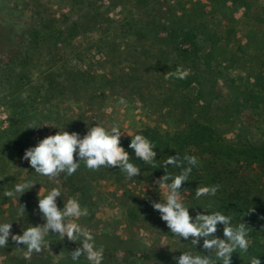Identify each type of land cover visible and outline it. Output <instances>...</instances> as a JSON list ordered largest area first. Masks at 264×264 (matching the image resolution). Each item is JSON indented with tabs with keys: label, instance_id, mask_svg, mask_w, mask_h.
Wrapping results in <instances>:
<instances>
[{
	"label": "trees",
	"instance_id": "obj_1",
	"mask_svg": "<svg viewBox=\"0 0 264 264\" xmlns=\"http://www.w3.org/2000/svg\"><path fill=\"white\" fill-rule=\"evenodd\" d=\"M42 1L64 12L50 13ZM222 1L27 0L32 26L23 33L19 59L0 65V88L7 92L9 110L0 146L16 149L21 157L34 145L33 137L42 134L29 127L31 122L48 126L45 137L55 134L52 127L82 136L96 123L105 126L110 119L106 108H137L157 124L122 134L130 157L134 153L128 144L135 134L152 141L160 164L179 154L187 167L185 154L195 155L198 166L182 185V198L195 215L203 212L199 207L220 210L250 229L249 252L233 253L231 264H248L250 256H259L264 264V28L259 38L249 23L240 40L241 23L223 11V4L233 11L234 5L243 8L244 0ZM256 21L263 23L262 17ZM12 35L10 28H0L8 42ZM225 64L238 73L220 82ZM177 67L188 72L186 78L166 79ZM135 163L141 173L131 181L116 167L92 172L83 166L71 177L43 181L49 188L63 186L58 207L78 194L91 210L102 182L124 191L141 185L158 188L155 182L167 172H179ZM205 185H219L217 195L196 200L195 191ZM215 235L222 238V226ZM94 236L105 251L134 256L135 244L128 240ZM78 246L79 241L72 251ZM136 258L144 264L152 259L175 264L176 259L148 253Z\"/></svg>",
	"mask_w": 264,
	"mask_h": 264
},
{
	"label": "clouds",
	"instance_id": "obj_2",
	"mask_svg": "<svg viewBox=\"0 0 264 264\" xmlns=\"http://www.w3.org/2000/svg\"><path fill=\"white\" fill-rule=\"evenodd\" d=\"M187 75L186 70L177 67L174 72H168L165 78L182 80ZM120 103L124 101L121 100ZM29 127L39 130L48 126H37L35 122H31ZM52 128L57 129L55 134L39 139L25 149L21 157L33 170L31 173L27 171L30 175L22 177L3 193L4 197L19 201L22 195L39 185L37 208L43 223L35 226L28 224V227L23 228L22 234H13V223L19 222H0V248L7 247L11 238L16 245H23L17 248L23 249L24 257L30 259L34 252L40 253L50 246L49 237L58 236L62 240L67 238L71 242L79 241V246L70 254L71 264H80L81 260L86 261V264H103L104 248L97 246L92 231L80 223L82 218L89 216V209L81 204L79 195L69 196L63 202V207H58L57 198L62 196L63 186L57 184L42 188L38 179L46 177L52 180L62 174L71 177L83 166L92 172L116 167L131 181L141 173V168L135 163V160H139L152 167L159 165L164 169H168V166L179 169L176 174L167 172L155 182L163 191L164 199L152 203L153 209L160 214V219L172 234L171 241H191L192 247L187 251H180L175 264H231L233 253L246 255L249 252L250 229L244 223L234 224L232 216L225 215L220 210H205L202 207L199 208L203 212L190 215V209L195 211V208L182 198L181 187L189 180L193 168L198 166L195 155L185 154L184 160L189 165L187 167L183 166L179 154L169 156L160 164L156 160L157 152L152 141L142 134H135L128 144V148L134 153L130 157L121 144L122 132L118 123H112L109 127L96 123L95 126L88 127L82 136L78 132ZM218 191L219 185L200 186L195 191V199L215 197ZM24 214L23 205L14 213L17 218ZM218 225L223 229L222 238L215 235ZM198 246L200 251H197ZM248 264H261L259 256L248 257Z\"/></svg>",
	"mask_w": 264,
	"mask_h": 264
},
{
	"label": "rangeland",
	"instance_id": "obj_3",
	"mask_svg": "<svg viewBox=\"0 0 264 264\" xmlns=\"http://www.w3.org/2000/svg\"><path fill=\"white\" fill-rule=\"evenodd\" d=\"M26 2L27 0H0V28L8 27L13 31L12 42H8L0 36V65L19 59L18 50L24 36L23 33L32 26L31 14ZM42 2L45 5L43 9L49 10L50 13L64 12L63 8L48 5L47 1ZM249 6L252 8L248 9ZM223 11L228 15H233L234 19L241 23L238 27L242 30L237 34L240 40H243V32L247 30L249 23L253 24L251 29L255 36L261 37V30L264 28V0H244L243 8L240 9L238 5H234L233 11L228 10L225 3ZM248 13H251L252 17ZM259 17H262L263 23L260 21L257 23L256 20H259ZM254 26L260 30L256 32ZM222 68H220L222 75L220 82H223L226 76H235L238 73L236 70L226 68V64ZM7 101V92L0 88V134L9 126V110L5 106ZM105 112L110 118L106 119L105 127H109L112 123H118L122 134H129L146 125L157 124L153 116H145L140 113L139 109L131 106L118 105L114 106L113 110L106 108ZM41 131L42 134L33 137L34 144L48 133L46 127ZM0 149L2 150L0 151V222H19L13 223L11 232L22 234L23 228L28 227V224L35 226L43 223L37 208V193L40 186H34L33 189L22 195L19 201L4 197L3 193L7 189L12 188L13 184L19 182L22 177L30 175L27 171L31 173L33 170L26 161L21 160L23 155L17 156L16 149L5 150L1 146ZM43 178L38 179L42 188L46 187ZM94 195L97 205L94 209L89 210V216L82 218L80 223L89 228L93 235L118 236L128 240V245L135 244L133 257L120 252L104 250L103 264H144L142 260L136 258L142 256L143 253H148L151 256L167 254L178 258L181 254L180 251H187L192 247L191 241L182 240L183 244H181L179 240H170L173 238L172 234L167 229L165 222L160 219V214L152 207L154 201L159 202L160 199H164V193L159 187L156 188L153 185L130 186L124 191L117 189L111 182H102ZM20 204L25 207V214L23 217L17 218L14 213L17 208L21 207ZM190 215L195 216L191 210ZM48 239L50 242L48 248L40 253L34 252L30 259H26L23 254L24 250L17 248L23 247V245H16L9 238V245L0 248V264H71L70 254L75 242L68 241L67 238L62 240L58 236ZM200 250L201 248L198 246L197 251ZM80 264H86V261L81 260ZM146 264L163 263L152 259Z\"/></svg>",
	"mask_w": 264,
	"mask_h": 264
}]
</instances>
